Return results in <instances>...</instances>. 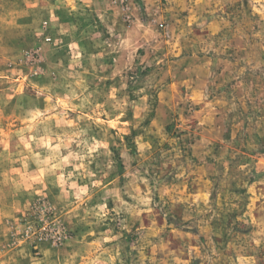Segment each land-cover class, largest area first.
I'll return each mask as SVG.
<instances>
[{"label":"rangeland","instance_id":"rangeland-1","mask_svg":"<svg viewBox=\"0 0 264 264\" xmlns=\"http://www.w3.org/2000/svg\"><path fill=\"white\" fill-rule=\"evenodd\" d=\"M0 264H264V0H0Z\"/></svg>","mask_w":264,"mask_h":264},{"label":"crops","instance_id":"crops-1","mask_svg":"<svg viewBox=\"0 0 264 264\" xmlns=\"http://www.w3.org/2000/svg\"><path fill=\"white\" fill-rule=\"evenodd\" d=\"M178 65H180V69H182L181 73L185 75H191L192 73H200L203 71V73H206L207 64H208V57L206 55L201 56H182L177 60ZM194 64L191 66V64ZM197 79L193 85L194 89L202 88V80L199 76H197ZM199 82V83H198ZM196 99H198V93H196Z\"/></svg>","mask_w":264,"mask_h":264}]
</instances>
